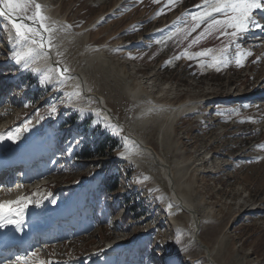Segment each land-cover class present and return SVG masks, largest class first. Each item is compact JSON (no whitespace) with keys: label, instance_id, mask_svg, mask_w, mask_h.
Returning a JSON list of instances; mask_svg holds the SVG:
<instances>
[{"label":"rangeland","instance_id":"1","mask_svg":"<svg viewBox=\"0 0 264 264\" xmlns=\"http://www.w3.org/2000/svg\"><path fill=\"white\" fill-rule=\"evenodd\" d=\"M36 2L57 31L50 58L35 67L60 64L69 71L63 82L53 72L42 83V73L16 64V42L0 17V128L14 126L0 134V170L6 168L0 203L20 201L12 204L20 211L47 191L42 203L53 198L42 219H58L18 255L30 253L27 259L43 264H212L205 246L214 264H264V30L253 28L238 41L240 51L252 53L243 66L232 43L229 63L217 70L209 56L185 55L205 49L220 55L229 44L218 33L192 43L205 25L191 31L189 13L202 0ZM254 16L264 24V13ZM75 78L85 80L86 91ZM100 96L135 138L105 117ZM183 104L190 110L173 121L167 114ZM131 139L173 167L179 192L199 218L196 242L150 156L125 155ZM96 145L110 153L81 155ZM110 174L118 188L101 192ZM125 209L131 210L127 225ZM119 242L121 252L104 253Z\"/></svg>","mask_w":264,"mask_h":264},{"label":"snow or ice","instance_id":"2","mask_svg":"<svg viewBox=\"0 0 264 264\" xmlns=\"http://www.w3.org/2000/svg\"><path fill=\"white\" fill-rule=\"evenodd\" d=\"M29 6L34 9L31 14L28 12ZM197 7L199 8L198 12L189 13L195 22L191 31H195L202 24L205 25V28L192 43L195 44L202 37L218 33V38L220 36L227 37L229 44L220 50V55H213L215 51L213 49H205L192 55L185 52V55L189 59L194 56H209L211 61L209 66H217V70H219L218 66L229 63L226 53L231 44L235 43L237 56L235 62L238 66H243L242 60L252 53L240 51L242 45L238 41L253 28L264 30V24L254 16L256 12L264 13V0H202V4ZM0 17L6 18L12 38L16 42V47L11 50V59L16 64L25 69L31 67V70L42 73V83L45 80L50 81L53 72L61 78V82L68 78L69 70L60 64H57L54 69L35 67L40 60L49 59L50 51L56 47L54 33L57 29L52 23H49L50 18L44 15L41 4L37 3L36 0H0ZM26 20L32 21V23H26ZM73 95H80V93L77 92ZM55 110V105H53L52 111L55 112ZM110 127L115 129L117 126L110 125ZM2 138L3 136H0V139ZM8 139H13V136L9 134ZM260 147H264V145ZM13 203L19 204L20 201L9 202L8 204L0 203V228L13 225L17 231H23V220L15 218L20 213L11 208ZM169 207L171 208L172 205ZM22 260L26 262V257H16L17 264Z\"/></svg>","mask_w":264,"mask_h":264},{"label":"bare ground","instance_id":"3","mask_svg":"<svg viewBox=\"0 0 264 264\" xmlns=\"http://www.w3.org/2000/svg\"><path fill=\"white\" fill-rule=\"evenodd\" d=\"M261 39V38H260ZM104 54V53H103ZM105 55V54H104ZM99 56V55H98ZM75 80L77 81L78 83V87L81 88V90L83 91V89L86 91L87 90V86H86V83H85V80L83 79V83L78 79V78H75ZM101 97V96H100ZM96 97L98 103L100 105H102L104 108H108L109 106L107 105L105 99L103 97ZM193 104V103H191ZM191 104H183V105H180L178 108L176 109H172L171 111H169V114H167L168 116L172 117L173 121H175L177 119L178 116L184 114L185 112H188L190 110L189 107H191ZM99 105V106H100ZM155 106V105H154ZM171 107V106H170ZM101 108V106H100ZM159 108V107H158ZM109 109V108H108ZM155 109V108H154ZM192 109V108H191ZM102 110V108H101ZM104 111V110H102ZM148 114H150V112H148ZM104 115L107 119H110V116L107 114L106 111H104ZM167 115H165V117H167ZM163 118H164V115H162ZM155 117V116H154ZM160 118H162L161 116H159ZM158 120V119H157ZM131 147L129 149V151H127L125 153V155H132V154H137L138 153H141V154H147L148 156H150L151 158V161L152 163L157 166L162 174V176L164 177V179L171 185V187H173V191L172 192V201H173V204L175 206V208H181L184 213L187 215V217L189 218V220L191 221L192 225H193V232L191 234V239L193 242H196L195 241V238H198L199 237V233H200V230H199V221H198V217H197V213L196 211L194 210L193 206L185 199V197L179 192L178 190V187H177V180H176V175H175V172H174V169L173 167L171 166V168L168 166L167 162L165 159H163L157 152V155L151 150V148L149 146H147V144H145L143 141H140V140H134V139H131ZM174 178H175V181H176V190L174 188ZM172 189V188H171ZM5 191H10V190H5ZM49 222H46L45 220L43 219H39L37 220V222L35 223L36 226L33 227L35 228L34 230H38V231H41V229H44L45 227H47L46 225L48 224ZM198 225V226H197ZM48 229V228H47ZM198 230V231H197ZM35 233V232H34ZM34 237L36 238V240L39 238V235H34ZM204 245V244H203ZM114 246V245H113ZM206 250V253L204 252L205 254V257H209V261L211 262L212 260L210 259V257L212 258L213 255L212 253L210 254V252L208 251V248L203 246ZM215 261V260H214ZM216 264H218L216 261H215Z\"/></svg>","mask_w":264,"mask_h":264},{"label":"trees","instance_id":"4","mask_svg":"<svg viewBox=\"0 0 264 264\" xmlns=\"http://www.w3.org/2000/svg\"><path fill=\"white\" fill-rule=\"evenodd\" d=\"M94 152L92 153V154H87V152H86V150H82V152H81V155L82 156H85V157H87V158H90V157H93L94 155H96V156H105V155H107L108 153H110V152H108L107 151V146H103V147H101L100 145H96L95 147H94V150H93ZM108 186V191L109 192H114V191H116L117 190V186H118V177L115 175V174H110L107 178H106V181L104 182V185L102 186H100L98 189L101 191V192H103V190L105 189V186ZM100 192V193H101ZM92 198H94L93 196H92ZM133 211H136L135 209H133ZM131 213V210L129 209L128 211H127V209H125L124 210V214H123V223L125 224V225H127L126 224V222H127V220L130 218L129 216V214ZM138 217H140V216H138Z\"/></svg>","mask_w":264,"mask_h":264},{"label":"water","instance_id":"5","mask_svg":"<svg viewBox=\"0 0 264 264\" xmlns=\"http://www.w3.org/2000/svg\"><path fill=\"white\" fill-rule=\"evenodd\" d=\"M26 23H29V24H31V22H29V21H25ZM80 77V76H79ZM81 78V77H80ZM84 94H85V91H84ZM86 96H87V93H86ZM101 106V108H102V110H104V111H106L107 112V114L110 116V118H111V122H113L115 125H117V126H122L123 127V129H124V131H125V134H126V136L127 137H129V138H135L134 136H129L128 134H127V129H126V126L124 125V124H122L119 120H117V118L113 115V112H111V110L110 109H106V108H104L102 105H100ZM171 186V185H170ZM172 189V192H174L173 190V187H171ZM198 226V225H197ZM198 231V230H197ZM199 242V241H198ZM211 263L212 264H214L213 263V261H211Z\"/></svg>","mask_w":264,"mask_h":264}]
</instances>
